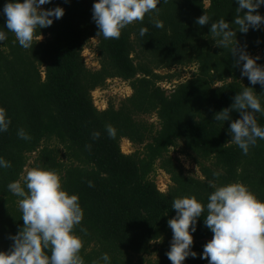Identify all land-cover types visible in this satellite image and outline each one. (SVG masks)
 Wrapping results in <instances>:
<instances>
[{"label":"trees","instance_id":"trees-1","mask_svg":"<svg viewBox=\"0 0 264 264\" xmlns=\"http://www.w3.org/2000/svg\"><path fill=\"white\" fill-rule=\"evenodd\" d=\"M6 2L0 0V31L6 35L0 43V108L11 124L0 133V157L11 167L0 168V251L10 250L9 237L23 227L20 198L7 185L20 181L23 186L33 154V169L56 172L64 190L79 197L84 216L74 232L82 240L84 264H104L100 257L105 253L110 264H141L135 262L137 257L141 261L150 256L157 257L154 264H171L166 253L172 240L167 221L176 214L172 200L195 196L206 205L214 190L209 181L217 186L242 183L264 201V140L258 139L244 155L230 143L228 131L239 113L231 112L229 121L213 118L229 108L244 87H251L264 107V88L241 77L231 53L237 45L260 57L257 64L264 66V25L246 34L237 32L229 48H219L210 25L195 24L206 14L210 23L224 19L238 31L231 23L235 0H168L143 22L128 25L119 39L97 37L92 19L96 0H52L41 8L59 6L65 14L48 28L37 29L29 49L5 27ZM257 12L264 16V6ZM155 20L163 27L156 28ZM141 27L147 29L144 36L139 35ZM93 39L96 70L88 68L83 57ZM190 67L196 72L169 93L159 85L180 80L179 70ZM174 69L178 71L161 74ZM113 80L128 83L132 95L117 108L110 104L98 110L92 94ZM255 115L264 126V115ZM151 116L157 125L146 120ZM109 124L116 129L114 139L105 131ZM20 129L29 139L17 136ZM94 131L99 139H92ZM123 140L142 149L126 155ZM174 149L199 169L200 177L171 155ZM158 169L170 178L166 193L153 179ZM205 215L193 233L197 257L184 264H208L200 258L213 235L204 226Z\"/></svg>","mask_w":264,"mask_h":264},{"label":"clouds","instance_id":"clouds-1","mask_svg":"<svg viewBox=\"0 0 264 264\" xmlns=\"http://www.w3.org/2000/svg\"><path fill=\"white\" fill-rule=\"evenodd\" d=\"M51 2L9 0L4 4L5 27L14 34L22 48L32 47L37 29L48 28L54 20L64 16L62 7L41 8ZM167 2L96 0L92 6V19L98 29L97 37L119 39L128 25L143 22L146 15L159 11L158 5ZM235 3L238 7L231 23L238 26V31L230 28L224 19L210 23L206 14L195 20L198 26L210 25V35L218 38L216 47L229 48L237 32L246 34L249 29L257 30L264 25V16L257 12L264 6V0H235ZM154 26L162 28L163 23L155 20ZM146 32V28L139 29L140 36ZM5 39V33L0 31V43ZM231 53L236 58V66H240L241 77H246L251 85L259 84L264 88V66L257 64L260 57L253 58L237 45L231 48ZM233 111L238 112L240 118L230 123V143L247 155L258 139L264 140V126L258 124L255 115H264V107L253 89L244 87L233 97L230 107L215 113L213 118L215 121H229ZM10 124L6 110L0 108V133L7 132ZM105 131L109 138L116 137V129L112 125H105ZM17 136L29 139L23 129L18 130ZM99 138L100 133L94 131L92 139ZM8 167H11L10 162L0 157V168ZM23 181V186L20 181L7 185L8 191L20 198L18 208L23 227L9 237L13 241L10 250L0 251V264H84L80 255L82 240L74 232L84 216L79 197L64 190L59 174L54 171L34 168L23 176ZM208 183L214 190L209 194L206 205L198 202L195 196L172 200L171 208L176 214L167 221L172 231L170 248L166 253L168 260L171 264H184L187 258L197 257V253L192 251L193 233L197 230L198 219L206 211L204 226L213 235L204 245L201 259H207L208 264H264V201L239 182L221 186L213 181ZM89 187H92L91 182ZM100 260L110 264L107 253ZM93 264L99 262L94 261Z\"/></svg>","mask_w":264,"mask_h":264},{"label":"rangeland","instance_id":"rangeland-1","mask_svg":"<svg viewBox=\"0 0 264 264\" xmlns=\"http://www.w3.org/2000/svg\"><path fill=\"white\" fill-rule=\"evenodd\" d=\"M96 44H97L96 40L94 39L91 40V42L87 45V48L83 52L85 63L88 66V68L92 70L98 69V63L96 60V56L94 54V47ZM177 71L178 69H174L169 72H161V74L162 75L172 74ZM179 71L181 72L182 75L180 80L173 81L170 84L163 82L159 84L164 90L168 91V93L172 89H174L176 85L190 79L191 76L196 72V68L190 67ZM108 83L109 85L107 89L97 90L92 94L94 105L98 110H106L110 104H112L114 107L117 108L120 106L121 101L132 95V90L128 83L121 82L119 80L109 81ZM146 120H148V122L150 123H154L155 125H157V119L155 116L148 117L146 118ZM141 149L142 148L138 146H134L132 143L126 140H123L121 143V150L126 155H130L132 153H135L136 151H140ZM171 155L177 158L188 172L192 173V175L200 177L199 169L195 165L191 164L190 161H188L183 155H181L180 149L171 150ZM34 158H35V154H33L32 158L29 160V163L25 168L24 175H26V173L29 170L33 169ZM153 179L159 191H161L162 193H166L168 191L171 185L170 178L162 170L158 169L154 173ZM156 258H157L156 256L144 257L140 261V259L137 257L135 259V262H140L141 264H154Z\"/></svg>","mask_w":264,"mask_h":264}]
</instances>
